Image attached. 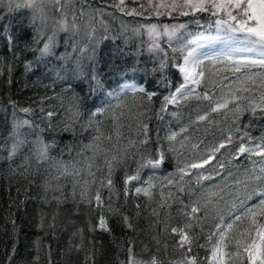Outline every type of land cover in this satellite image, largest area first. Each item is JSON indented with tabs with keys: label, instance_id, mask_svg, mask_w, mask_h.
<instances>
[{
	"label": "trees",
	"instance_id": "trees-1",
	"mask_svg": "<svg viewBox=\"0 0 264 264\" xmlns=\"http://www.w3.org/2000/svg\"><path fill=\"white\" fill-rule=\"evenodd\" d=\"M6 5V0H0V264H128L129 249L137 260L155 256L159 264H175L183 250L175 247L177 237L170 228L186 223L184 206L197 202L202 208L198 215L205 218L192 229L195 240L190 255H197L203 264L208 249L197 245L206 244L219 217L227 221L233 204L239 205V199L254 186L245 188L234 181L244 178L245 169L254 166L252 161L258 168L261 158L233 156L241 142L247 143V137L239 139L244 132L257 141L264 137V115L244 112L237 119L231 110L212 112L211 101L196 98L207 91L218 99L219 87L210 85H201L191 98L167 105L161 112L163 97L175 91L182 78L173 55L150 51L145 23L152 10L147 4L143 15H127L108 0H72L66 8L70 23L75 15L77 29L57 32L53 54L43 57L39 49L56 29L60 13L48 5L46 19L33 23L31 10L9 11ZM197 16L209 21L207 15ZM161 60L167 61L163 70H159ZM129 83L156 95L149 101L144 93L121 91ZM108 92L119 93V100L108 97ZM74 94L81 101L78 119L73 116ZM245 95L258 101L259 90ZM23 108L31 111H20ZM97 109L104 111L89 126V111ZM49 112L54 113L51 118ZM200 115L207 119L198 120ZM23 120L33 125L19 129L21 139L27 134V143L8 159L15 124ZM68 124L75 132L63 131ZM143 125H147L146 133ZM172 133H177L176 139L169 141ZM38 135L52 145L49 159L43 162L37 161L34 150ZM96 135L101 136L96 151L85 149ZM145 135L147 143L142 144ZM229 135L232 143L216 152L209 163L188 169L191 175L182 184H168L169 179L179 178L178 169L207 159ZM145 150L152 158L163 150V164L158 169H143L141 181L126 185V175L134 174ZM113 155L119 162L113 164L110 192L99 181L107 177L105 160ZM90 157L94 159L89 161ZM89 162L95 177L88 173ZM61 163L79 175H62V169L58 171ZM200 173L213 179L198 185ZM149 178L154 185L151 198L134 190V185L147 187L142 182ZM85 180L89 185H84ZM181 186L182 192L178 191ZM85 188L87 195L82 199ZM97 190L103 207L87 202ZM210 191L219 192L223 199L210 197ZM209 199L212 203L205 208ZM256 202L253 198L249 204ZM101 216L108 230L100 228ZM246 226L247 220L239 224L240 228Z\"/></svg>",
	"mask_w": 264,
	"mask_h": 264
},
{
	"label": "snow or ice",
	"instance_id": "snow-or-ice-1",
	"mask_svg": "<svg viewBox=\"0 0 264 264\" xmlns=\"http://www.w3.org/2000/svg\"><path fill=\"white\" fill-rule=\"evenodd\" d=\"M72 0H7V7L9 11L13 9H28L32 12V22L36 20L43 22L47 17L46 6L51 5L60 13V19L56 22V29L52 35L48 36L42 47L39 49L40 55L47 56L53 54V49L56 46L57 32H68L70 29L76 30L75 23L76 17L72 15L71 23L69 20L68 10L66 5L71 4ZM148 7L152 12L159 15H171L173 12H178L183 16H196L197 13L207 14L209 22L205 26L207 29H214L215 35L205 34L204 32L196 33L190 39H185V33L181 32L186 27L184 24L180 25H163L158 26L151 24L147 26V32L152 38L150 51L164 52L160 47L159 40L166 37L169 47H172V41H180L179 46L172 48L173 52H180L182 54V63L176 65L179 72L183 75V82L175 88V91L170 92L169 95L163 97V104L161 105V112L166 110L167 105H176L181 100H188L193 96L201 85L212 88L219 87V98L214 99L213 95L205 91L197 95V99L211 101L213 106L212 112H221L223 110H231L236 115L244 112H249L251 115L256 116L257 113L264 115V0H147ZM121 12L127 15H143V11L137 9H127L125 0H118V3L113 4ZM145 5L141 4L140 8L144 9ZM161 9L164 11L161 12ZM83 14V13H81ZM198 26L199 20L194 21ZM94 34V29H93ZM38 42V41H37ZM220 43L223 45L221 50L212 53H201V49ZM167 54L165 53V56ZM205 61L211 65L212 71H208L205 66ZM30 67V65H29ZM167 67V61L161 60L159 70ZM260 69V71H255ZM230 74V75H229ZM211 77V78H209ZM165 80L167 77L164 78ZM92 80L96 81L99 85V80L96 76H92ZM224 81H229L225 84ZM257 81L259 83L257 84ZM170 83V82H169ZM167 87L168 85L165 84ZM227 89V91H225ZM130 90L132 92L144 93L149 101L156 93H148L143 87H137L135 84L124 85L121 91ZM259 90L258 101L250 98L246 93H254ZM107 96L119 100L120 94L108 92ZM73 105L75 111L73 116L77 119L82 115L80 109V98L74 94ZM248 101L246 105H242L241 101ZM230 105H234V109H229ZM111 106V105H109ZM20 111L28 113L31 110L28 108L20 109ZM104 109H97L96 112L89 111L86 123L90 126L94 117L97 114H102ZM48 117L51 118L54 113L49 112ZM176 115V113H172ZM207 119V115H200L198 120L203 121ZM73 123H76L74 120ZM21 127H33L32 122L29 120L19 121L14 127L15 140L11 146L8 159H11L17 152L27 143L26 136L21 139L22 135L19 132ZM83 127V126H82ZM99 131V129H96ZM63 131L75 132L71 124L66 125ZM143 131L147 132V125H143ZM186 131V129H181ZM119 135V133L117 134ZM177 133H172L167 137L169 141L176 139ZM247 137V143L241 142L234 154L233 158L238 159L240 156L247 154V158L260 157V166L255 167L256 161H252L253 167L245 169L246 175L243 179H236L234 181L237 185H243L248 188L249 185H254L250 191L246 192L243 198L239 199V205L233 204L232 210L229 212L227 221L224 216L219 217V223L216 224L215 230L206 236V244L197 245V247L207 248L208 255L203 258V264H264V137L259 141L256 138L250 137L247 132L239 137L243 141ZM111 139V137H107ZM101 140L100 135L92 137V142L84 145L85 149H97V143ZM34 143V150L36 153L37 161L43 162L49 159V149L52 145L46 143L39 135L36 137ZM54 143V142H53ZM142 144L147 143V136L141 141ZM232 143V136H227L224 142L212 149V155L200 163H191L184 168L178 169V179H169L168 184H182L184 177L191 175L188 169H199L205 164L215 158V153L220 149L225 148L226 144ZM129 145L134 147V142L129 141ZM146 155H141L137 162V167L134 174L126 175L125 184L133 181H141V171L145 168L158 169L164 161L165 153L163 150L157 152L156 157L152 158L151 153L145 150ZM94 157H90L89 161ZM114 162H119L116 155L111 156V159L105 160L108 175L106 178L99 181L101 187H107L112 191V173ZM90 176L95 177V173L91 171L93 165L91 162L86 164ZM220 168H224L221 164ZM62 169V175H79V172H69L66 164H60L58 171ZM99 170V169H97ZM217 175H222L217 172ZM229 175H232L229 172ZM213 179L211 175H204L202 173L197 175V184L200 181ZM89 181L85 180L84 185H89ZM91 183H96L93 179ZM147 187H135L134 190L137 194L143 193L145 196L151 198L152 192L150 191L154 185L151 178L143 181ZM219 187V186H217ZM178 191H184L183 187H179ZM223 189H220L222 192ZM128 188L125 187V193ZM75 195V192L73 193ZM87 195V188L81 191L80 196L83 199ZM210 197L220 196L219 192L210 191ZM253 198H257L255 204H249ZM95 202L97 207H103L104 201L101 197L100 191L97 190L94 195L87 200L88 203ZM212 203L209 199L207 204ZM164 205L161 204V207ZM139 207V205H137ZM183 215L187 218V222L180 227H171L170 232L175 234L177 242L175 247L183 250L182 258L176 261L175 264H201L197 255L192 254L193 244L195 237L192 234V229L199 225V222L205 217L198 214L202 211L199 202L192 205H185ZM156 214L155 212L153 213ZM247 220V226L240 228L239 224ZM127 221V217H125ZM100 228H106V222L103 216L99 221ZM131 227V224L128 225ZM157 243L159 241L157 240ZM167 247V245H165ZM128 264H159L155 256L151 257L148 261L137 260L135 255L129 249Z\"/></svg>",
	"mask_w": 264,
	"mask_h": 264
},
{
	"label": "rangeland",
	"instance_id": "rangeland-1",
	"mask_svg": "<svg viewBox=\"0 0 264 264\" xmlns=\"http://www.w3.org/2000/svg\"><path fill=\"white\" fill-rule=\"evenodd\" d=\"M108 2H109V4H111L113 6V4L118 3V0H108ZM154 2H156V0H154ZM141 4H144V5L147 4V0H125L126 10L134 8V9H137L138 11H144V9L140 8ZM163 11L164 10L161 9V12H163ZM123 13H125V12H123ZM197 14H196V16H192V15L183 16V15H179L178 12H173L171 15L162 14V15L157 16L152 12L151 17H150L151 19H150L148 24L145 23V27L147 29V26L151 25V24H156L158 26H163V25L173 26V25L184 24V25H186V27L184 29H182L181 32L186 34L185 39H190L192 35H194L196 33H200V32H204L205 34L215 35L214 29H207L205 27L209 21L201 20V18H199V16H197ZM204 15H207V14H204ZM195 20H199V22H200L199 26L194 22ZM149 40L152 43V38L150 36H149ZM159 44H160V47L164 49V52H166L169 55H173V57L178 60V64L182 63V54L180 52H173V50H172V48L179 46L180 41L173 40L172 41V47H169L168 40L166 37H164V38H161L159 40ZM222 47H223L222 44L215 43L213 45H209V46L201 49V53L202 54L203 53H212V52L221 50ZM205 66L209 72L213 70L211 68V65H209L207 61H205ZM180 75H181L182 82H183V75L181 73H180ZM129 84H132V83H129ZM127 91H130V90H127ZM130 92H132V91H130Z\"/></svg>",
	"mask_w": 264,
	"mask_h": 264
}]
</instances>
